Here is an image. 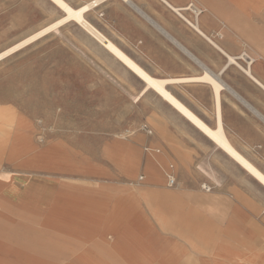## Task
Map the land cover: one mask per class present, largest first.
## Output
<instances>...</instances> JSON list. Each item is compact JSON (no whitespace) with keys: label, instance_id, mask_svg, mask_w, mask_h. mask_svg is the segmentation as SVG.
<instances>
[{"label":"crops","instance_id":"0c3cea01","mask_svg":"<svg viewBox=\"0 0 264 264\" xmlns=\"http://www.w3.org/2000/svg\"><path fill=\"white\" fill-rule=\"evenodd\" d=\"M66 1L79 8L95 0ZM126 1L101 0L90 11L104 12L108 25L143 44L150 29L164 34L165 9L176 14L171 6L195 4L201 29L225 52L249 48L253 63L264 57L249 43L261 39L264 0ZM128 24L144 36L132 35ZM225 64L218 74L230 68ZM253 72L261 84L249 78L254 92L233 85L222 122L247 150L236 149L256 156L264 172V64ZM37 122L18 104L0 102V264H239L246 221L258 246L264 243V226L254 222L264 197L246 193L244 178L202 189L190 176L198 151L177 131L158 128V139L143 145L151 172L141 179L140 151L130 143L85 144L62 119L43 130Z\"/></svg>","mask_w":264,"mask_h":264},{"label":"rangeland","instance_id":"374dc122","mask_svg":"<svg viewBox=\"0 0 264 264\" xmlns=\"http://www.w3.org/2000/svg\"><path fill=\"white\" fill-rule=\"evenodd\" d=\"M63 13L51 0H0V54H4L0 58V102L15 106L18 104L29 118L38 119L37 125L41 130L56 118L62 119L65 128L79 131L80 136L75 141L84 140L85 144L102 145L130 143L135 150L140 151L136 177L147 176L151 172L149 163L142 158V148L146 142L158 139V128L165 132L177 131L184 136L186 143L198 151L190 176L197 178L201 188L203 184H207L212 190L219 183H235L244 178L246 193L254 190L264 197V186L257 179L155 91L149 89L138 98L144 83L76 22L53 27L7 53L16 44L55 23L65 15ZM263 13L264 10L261 16ZM184 15L195 21L201 13L196 16L188 10ZM86 17L155 77L181 78L203 73L198 63L184 55L162 33L150 29L149 39L143 44L139 41L131 42L108 25L104 12L90 11ZM260 21L261 39L250 40L249 43L264 52V18ZM161 27L216 74L227 63V58L177 13L165 9V23ZM128 28L132 35L135 34L138 38L144 36L136 26L128 24ZM217 43L220 45L218 41ZM243 51L251 59L255 58L251 49L244 48ZM242 58L244 60L238 59V62L243 68L232 64L220 77L233 89L234 85L254 92L250 77L243 71L248 66V61L245 57ZM260 62L264 64V57L252 62L253 71ZM168 88L208 125L216 127V105L210 84L180 82L170 84ZM221 94L222 113L226 108L225 100L230 95L226 89ZM25 119L28 120L26 117ZM143 125L149 126L153 134L145 132ZM225 129L237 149L247 150L242 143L234 140L226 126ZM155 145L162 147L160 142ZM242 153L251 161L256 158L251 153ZM262 204L260 220L254 221L261 227L264 226V203ZM245 224L246 229L239 233L246 241L242 244L244 255L239 264H258L259 261H264V243L258 246L260 244L256 241V234L251 232L247 221ZM207 264H214V260Z\"/></svg>","mask_w":264,"mask_h":264},{"label":"bare ground","instance_id":"6f19581e","mask_svg":"<svg viewBox=\"0 0 264 264\" xmlns=\"http://www.w3.org/2000/svg\"><path fill=\"white\" fill-rule=\"evenodd\" d=\"M61 11L64 12V16L58 19L55 23L44 28L40 32L30 36L29 38L23 40L22 42L16 44L8 52L14 51L15 49L27 44L29 41L35 39L37 36L50 30L53 27L61 26L68 22H76L79 24L88 34L91 35L93 39L98 41L103 47L111 53L117 60L123 63L129 70L135 73L138 78L144 83L143 89L138 93L137 97L140 98L149 89L155 91L159 96H161L165 101L172 105L181 115H183L189 122H191L197 129L203 132L217 147L221 148L226 154H228L237 164L242 166L249 174H251L255 179H257L264 186V172L260 170L252 161H250L245 154L236 149V147L231 142L228 134L223 126L222 113L220 108V95L222 90H229L230 86L218 75L214 76L211 70L206 66L201 60L198 59L189 49L183 46L177 39H175L169 32L158 27L174 44L179 46L184 55L191 58L194 62L198 63L203 70V73L198 76H189L181 78H159L152 75L144 69L133 57L128 55L123 49H121L114 41L108 38L103 32H101L97 27L91 23L86 14L91 10V8L100 3L101 0L91 1L90 3L81 6L79 8L73 7L66 0H51ZM126 1V0H125ZM169 1V0H168ZM129 3V1H126ZM166 2V1H165ZM167 3V2H166ZM168 4V3H167ZM171 6V5H170ZM135 8V7H134ZM171 8L183 18L197 33L201 34L207 38L215 47L221 49L222 52L227 57V63L225 65H238L242 67V64L238 62V57L228 54L225 52L216 40L210 38L201 29L198 19L192 21L188 19L184 12L191 10L195 12L196 16H199L200 8L193 5L183 8H176L171 6ZM226 12V11H225ZM148 17V16H147ZM198 18V17H197ZM152 21V20H151ZM155 24V23H154ZM4 54H0V58ZM248 61V66L244 68L246 74L256 81L261 82L253 73L252 61L254 59H248L247 56H243ZM243 68V67H242ZM180 82H204L212 86L215 96V113H216V127H211L206 123L201 117H199L193 110L190 109L185 103L178 99L166 86L170 84L180 83ZM73 202V201H72ZM69 211V210H68ZM125 253V252H124Z\"/></svg>","mask_w":264,"mask_h":264},{"label":"built area","instance_id":"2783aa9c","mask_svg":"<svg viewBox=\"0 0 264 264\" xmlns=\"http://www.w3.org/2000/svg\"><path fill=\"white\" fill-rule=\"evenodd\" d=\"M190 6H193V4H191ZM195 13V12H194ZM201 13V9H200V11H199V14ZM243 56H247L248 57V59H251V56L246 52V51H243L242 53H241V55L240 56H237L238 57V59H243L242 57ZM244 60V59H243ZM253 62V61H252ZM142 129L145 131V132H147L148 134H153V130L149 127V126H147V125H143L142 126ZM156 152H159V150H155ZM168 182H169V184L170 185H174L175 183H176V179H175V176L173 175V174H171V173H169L168 174ZM141 179L143 178V176H141L140 177ZM202 188L204 189V190H206V191H210L211 190V187L209 186V185H207V184H203L202 185Z\"/></svg>","mask_w":264,"mask_h":264},{"label":"water","instance_id":"95a60500","mask_svg":"<svg viewBox=\"0 0 264 264\" xmlns=\"http://www.w3.org/2000/svg\"><path fill=\"white\" fill-rule=\"evenodd\" d=\"M63 15H64V13H63ZM211 73H213L214 76L218 75V76L220 77V76L222 75L223 72H221V73H219V74H216V73H214V72L211 71ZM166 87L168 88V85H167ZM168 89H169V88H168ZM229 90L232 91V92H234V91L232 90L231 87L229 88ZM213 95H214V92H213ZM214 101H215V96H214Z\"/></svg>","mask_w":264,"mask_h":264}]
</instances>
